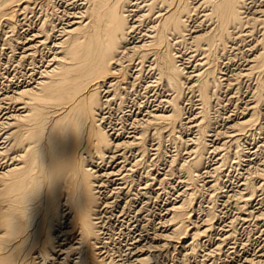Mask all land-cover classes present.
<instances>
[{
  "label": "bare ground",
  "instance_id": "bare-ground-1",
  "mask_svg": "<svg viewBox=\"0 0 264 264\" xmlns=\"http://www.w3.org/2000/svg\"><path fill=\"white\" fill-rule=\"evenodd\" d=\"M261 236L264 0H0V264H264Z\"/></svg>",
  "mask_w": 264,
  "mask_h": 264
},
{
  "label": "rangeland",
  "instance_id": "rangeland-1",
  "mask_svg": "<svg viewBox=\"0 0 264 264\" xmlns=\"http://www.w3.org/2000/svg\"><path fill=\"white\" fill-rule=\"evenodd\" d=\"M10 67V66H9ZM11 70H12V68H8V69H6L5 70V75H6V73H8L7 75H8V77L10 78V79H12V74H11ZM6 75V76H7ZM234 172V171H233ZM231 173L230 175V177L228 178V180L227 181H229V183L228 182H225V186L227 185V186H232L233 184H235L236 182H235V177H233V176H236V174H235V172L234 173ZM231 180V181H230ZM233 180V181H232ZM228 183V184H227ZM232 183V184H231ZM231 184V185H230ZM152 197L154 198L155 196L154 195H152ZM161 199V200H160ZM159 200H157V201H155V200H153L154 201V204H153V201H151V204H150V208L152 209V211H151V217H152V221L156 224V223H158L160 220V218L163 216V212H164V209H165V203H164V199H162V198H160ZM156 202H157V204H156ZM164 203V204H163ZM151 205H152V207H151ZM155 206V207H154ZM154 210V211H153ZM116 211H119V210H116ZM156 214V215H155ZM114 215H116L117 216V214L115 213ZM127 215V216H126ZM132 217H134V215L133 214H130L129 215V213L128 214H125V216L123 217V218H126V219H124V221H123V219H118L117 218V221H116V219L114 220V222L112 223V231H111V235L110 236H108L110 239H111V243H114L115 242V245H117L118 247L120 246V248H121V253L122 254H125V253H123L124 251H125V249H127V248H129V247H127V245L128 244H130V242H132L131 240L132 239H135L136 237H137V235L139 234V231H138V228L136 229V227H135V221H141L140 219L141 218H139V217H137V216H135L134 218H132ZM136 219V220H135ZM134 225V226H133ZM133 226V227H132ZM240 233H242V234H240ZM115 234V235H114ZM113 236V237H112ZM255 236H260V234L259 235H254V236H252L251 237V239H250V247H249V249L252 251V250H254L255 248H256V246H257V242L259 243V242H261V241H259V239H257V237H255ZM246 238H247V234H246V232H242V231H239V234H238V239L241 241V242H244L245 240H246ZM254 239V240H253ZM261 240H263L264 239V236H261V238H260ZM256 240V241H255ZM117 243H119V244H117ZM122 244V245H121ZM125 244V245H124ZM256 245V246H255ZM121 253H119V254H116L113 258H115V261H119V263L120 264H122V262L120 261V257H117V256H119V255H122ZM117 259V260H116Z\"/></svg>",
  "mask_w": 264,
  "mask_h": 264
}]
</instances>
